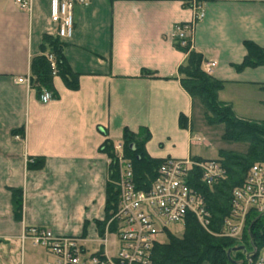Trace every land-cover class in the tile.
Instances as JSON below:
<instances>
[{
    "label": "crops",
    "instance_id": "1",
    "mask_svg": "<svg viewBox=\"0 0 264 264\" xmlns=\"http://www.w3.org/2000/svg\"><path fill=\"white\" fill-rule=\"evenodd\" d=\"M83 1L74 6L71 38L61 40L78 88L69 90L54 76L56 97L42 103L17 80L30 76L43 36H54L50 0H31L29 10L0 0V259L20 246L16 264H26L27 243L37 247L23 239L26 229L86 239L98 234L110 166L103 144L113 143L116 153L124 130L149 132L144 150L152 159L208 160L193 151V119L206 109L179 77L188 53L178 47L175 28L192 20L188 0ZM199 1L205 17L189 34V51L201 55L202 66L216 63L209 75L223 84L219 100L238 117L253 118L264 107V66H236L246 42L264 49V0ZM40 158L43 168L27 169ZM13 190L22 193L18 220Z\"/></svg>",
    "mask_w": 264,
    "mask_h": 264
},
{
    "label": "trees",
    "instance_id": "2",
    "mask_svg": "<svg viewBox=\"0 0 264 264\" xmlns=\"http://www.w3.org/2000/svg\"><path fill=\"white\" fill-rule=\"evenodd\" d=\"M177 45L188 53L185 63L179 68L182 87L192 97L202 102L210 124H224V139L246 142L248 151L243 155L220 152L219 158L214 161L223 169L224 178L210 186L203 184L200 173L197 169L194 170L190 184L204 197L210 214L208 225L205 229L192 215L187 216L182 234L172 235L166 230L168 240L154 245L151 260L153 264H257L264 249V213L251 210L247 214L244 230L238 239L223 237L220 234L223 232L225 219L230 215L233 190L244 183L252 165H264V121L253 122L237 118L231 105L219 100L218 93L223 84L202 70L201 55L189 51L188 45L184 47L179 43ZM63 48L64 45L58 37L44 35L40 54L31 58L30 84L38 94L42 90H47L53 98L56 97L52 86L54 76L59 77L69 90L78 88V77L66 62ZM245 49L246 56L241 64L236 66L237 70L264 66L263 48L246 42ZM48 56L53 58L55 68L51 67ZM262 90L264 91V87ZM148 139L149 132L141 129L138 134L124 130L121 140L123 155L132 165L134 184L139 190H147L151 186L157 169L164 162V160L152 159L145 153L144 144ZM103 151L109 158L110 166L104 222H95L100 234L104 228L103 223L108 221L117 210L119 193L115 186L118 180V166L113 143L105 142ZM193 160L210 161L200 158ZM43 165L44 161L40 158L30 159L26 166L29 170H40ZM12 208L15 218L21 219L20 190L12 191ZM240 246L243 247L242 250H233ZM228 251H231L229 256Z\"/></svg>",
    "mask_w": 264,
    "mask_h": 264
},
{
    "label": "built area",
    "instance_id": "3",
    "mask_svg": "<svg viewBox=\"0 0 264 264\" xmlns=\"http://www.w3.org/2000/svg\"><path fill=\"white\" fill-rule=\"evenodd\" d=\"M22 10H29L31 0H16ZM85 4L83 0H50V21L55 25L54 36L60 40L71 38L74 31V6ZM192 20L175 28L180 46H189L192 29L201 22L205 13L199 0H188ZM52 68L54 60L48 56ZM215 62L202 66L210 74ZM18 83L31 86L30 76L18 78ZM51 93L42 90V103L51 100ZM116 163L119 166L118 204L115 214L92 239L80 236H56L45 227L26 229L24 240L43 249L51 258L50 264H153L152 250L161 243L158 236L165 233L168 225L183 226L187 216L192 215L206 229L210 214L203 195L190 184L195 169L201 182L212 185L224 178V171L214 160L166 159L157 169V174L147 190L136 188L133 169L122 153V146H116ZM254 210L264 213V165L254 164L249 169L244 183L233 190L230 215L225 219L220 236L239 238L245 227L247 214ZM111 239V240H109ZM97 244V250L90 252L84 244ZM257 264H264L262 258Z\"/></svg>",
    "mask_w": 264,
    "mask_h": 264
},
{
    "label": "rangeland",
    "instance_id": "4",
    "mask_svg": "<svg viewBox=\"0 0 264 264\" xmlns=\"http://www.w3.org/2000/svg\"><path fill=\"white\" fill-rule=\"evenodd\" d=\"M264 99V98H263ZM264 107L260 110V112L254 114L253 118H241L236 117L242 120L247 121H264ZM225 126L224 124H210L206 117V111L203 110L194 116L193 119V151L194 153H198L204 159L215 160L219 158L220 152H231L233 154H246L248 151V144L246 142H235L224 139ZM115 184V183H113ZM115 186H117L115 184ZM110 218L108 219V221ZM106 221L104 226L107 224ZM104 222V221H101ZM102 228V227H101ZM97 230V228L95 227ZM170 234L172 235H181L183 231V226L179 225H168V229ZM92 234V232H90ZM94 236V235H93ZM94 237H91V239ZM238 239V238H236ZM111 240V239H109ZM158 240L161 243L167 242L168 238L166 233L159 235ZM84 246L90 251L97 250V244L89 242L84 244ZM264 251H261L263 254ZM3 257L0 259V264H16L20 260V246H13L11 251L7 250L3 252ZM25 262L26 264L35 263L36 264H46V260H44V252L40 247H33L30 243L26 244L25 250ZM206 264V263H203Z\"/></svg>",
    "mask_w": 264,
    "mask_h": 264
},
{
    "label": "water",
    "instance_id": "5",
    "mask_svg": "<svg viewBox=\"0 0 264 264\" xmlns=\"http://www.w3.org/2000/svg\"><path fill=\"white\" fill-rule=\"evenodd\" d=\"M243 249V247L242 246H240V247H236V248H234L233 250H242ZM230 253H231V251H228V256L230 255ZM255 253V252H254Z\"/></svg>",
    "mask_w": 264,
    "mask_h": 264
}]
</instances>
